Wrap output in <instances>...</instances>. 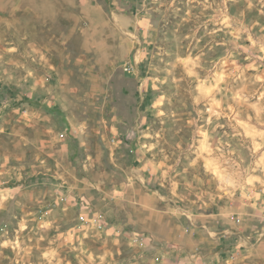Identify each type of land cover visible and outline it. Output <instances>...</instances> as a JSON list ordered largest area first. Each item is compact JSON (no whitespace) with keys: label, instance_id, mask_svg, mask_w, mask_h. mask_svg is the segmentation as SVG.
<instances>
[{"label":"rangeland","instance_id":"1","mask_svg":"<svg viewBox=\"0 0 264 264\" xmlns=\"http://www.w3.org/2000/svg\"><path fill=\"white\" fill-rule=\"evenodd\" d=\"M0 264H264V0H0Z\"/></svg>","mask_w":264,"mask_h":264},{"label":"crops","instance_id":"2","mask_svg":"<svg viewBox=\"0 0 264 264\" xmlns=\"http://www.w3.org/2000/svg\"><path fill=\"white\" fill-rule=\"evenodd\" d=\"M68 118H69V116H68ZM82 148H83V145H80V146H78L77 149H78L79 151H82ZM85 151H87L86 148H84V151H83V152H85ZM139 199L142 200V201H144V202L147 204L148 201H150V200L153 199V196H152L150 193L143 191V192L140 194ZM159 221H165V215H164V214H160V215H159Z\"/></svg>","mask_w":264,"mask_h":264}]
</instances>
